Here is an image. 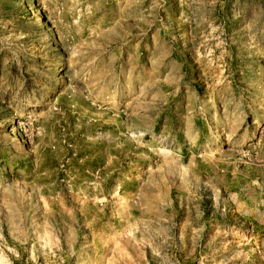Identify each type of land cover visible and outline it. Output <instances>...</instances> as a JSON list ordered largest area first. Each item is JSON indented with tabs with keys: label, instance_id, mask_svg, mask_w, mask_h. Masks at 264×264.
I'll return each mask as SVG.
<instances>
[{
	"label": "rangeland",
	"instance_id": "374dc122",
	"mask_svg": "<svg viewBox=\"0 0 264 264\" xmlns=\"http://www.w3.org/2000/svg\"><path fill=\"white\" fill-rule=\"evenodd\" d=\"M0 264H264V0H0Z\"/></svg>",
	"mask_w": 264,
	"mask_h": 264
}]
</instances>
